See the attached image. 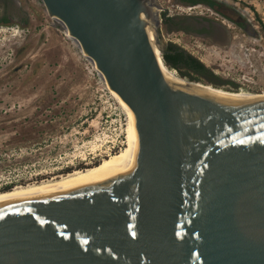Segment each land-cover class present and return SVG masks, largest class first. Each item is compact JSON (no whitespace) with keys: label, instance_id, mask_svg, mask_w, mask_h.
Instances as JSON below:
<instances>
[{"label":"water","instance_id":"95a60500","mask_svg":"<svg viewBox=\"0 0 264 264\" xmlns=\"http://www.w3.org/2000/svg\"><path fill=\"white\" fill-rule=\"evenodd\" d=\"M41 1L133 109L138 151L130 171L1 201L0 264H264V96L171 87L152 0Z\"/></svg>","mask_w":264,"mask_h":264},{"label":"rangeland","instance_id":"374dc122","mask_svg":"<svg viewBox=\"0 0 264 264\" xmlns=\"http://www.w3.org/2000/svg\"><path fill=\"white\" fill-rule=\"evenodd\" d=\"M217 1L218 9L159 0L173 19L157 29L160 46L177 45L212 73L197 81L174 68L189 81L264 93V0ZM4 16L10 23L0 25V192L9 183L60 179L120 151L128 124L123 106L44 3L0 0Z\"/></svg>","mask_w":264,"mask_h":264},{"label":"bare ground","instance_id":"6f19581e","mask_svg":"<svg viewBox=\"0 0 264 264\" xmlns=\"http://www.w3.org/2000/svg\"><path fill=\"white\" fill-rule=\"evenodd\" d=\"M152 8V5H151ZM143 21L145 23V27L153 45L155 52L157 53V57L160 60L161 69L165 79L167 80L168 84L171 87H177L180 85H186L189 81L183 77H181L178 72L174 69L169 67L162 59V54L160 51V44L157 40L156 30L152 28L155 26L153 24L158 22V15L152 14L154 18H148L145 14L141 15ZM70 39L76 43L80 49L82 50L80 44L75 41L74 38L70 37ZM82 53L84 57L89 59L93 66L95 67L98 74L101 78L105 81L108 85L107 79L105 75L98 69L96 61L89 57L83 50ZM195 83L196 87H199L202 90L208 91L212 94H219L229 97H257V96H264V93H254L246 90H238V91H230L223 88H217L210 84H203L200 82H193ZM109 87V85H108ZM114 97L121 103L123 106L127 116H128V124L126 128V143L125 146L118 152L112 153L98 163L89 164L83 169H77L74 172L60 178L57 180H49V181H42L38 183H33L30 185H21L16 186L11 190L0 192V202L11 200V199H18V198H25V197H34V196H43L49 195L54 193H59L76 186L102 180L117 174H121L133 169L134 160L138 151V138H137V127H136V117L133 109L124 101V99L115 92L112 88L109 87Z\"/></svg>","mask_w":264,"mask_h":264},{"label":"trees","instance_id":"16d2710c","mask_svg":"<svg viewBox=\"0 0 264 264\" xmlns=\"http://www.w3.org/2000/svg\"><path fill=\"white\" fill-rule=\"evenodd\" d=\"M189 2L190 4L196 5L199 3H204L210 5L212 8L218 9L217 0H182ZM10 21L8 17L4 16L0 20L1 24H9ZM237 24H241L238 22ZM165 53L163 54L164 62L171 68L178 69L181 72V75L189 77L191 80H200L201 77H211L210 70L202 63L198 58L187 53L185 50L179 48L177 45L170 43L165 48ZM14 187V183H9L5 185L2 191L11 190Z\"/></svg>","mask_w":264,"mask_h":264},{"label":"flooded vegetation","instance_id":"af4514ba","mask_svg":"<svg viewBox=\"0 0 264 264\" xmlns=\"http://www.w3.org/2000/svg\"><path fill=\"white\" fill-rule=\"evenodd\" d=\"M178 2L187 5L190 4L189 2H185L182 0H177ZM152 10L154 11L155 15H158L159 20H161L160 25L158 26V29L161 31V25H168L172 19V17L169 15V8L168 7H163L162 4L159 3V0H152ZM208 7H211L210 5H207ZM201 34L207 33V31H202L200 32ZM164 49V48H163ZM186 55L187 52H185Z\"/></svg>","mask_w":264,"mask_h":264},{"label":"built area","instance_id":"2783aa9c","mask_svg":"<svg viewBox=\"0 0 264 264\" xmlns=\"http://www.w3.org/2000/svg\"><path fill=\"white\" fill-rule=\"evenodd\" d=\"M193 5V4H192ZM197 5V4H196ZM195 6V5H194ZM64 32V31H63ZM69 38L71 37L68 33L64 32Z\"/></svg>","mask_w":264,"mask_h":264}]
</instances>
